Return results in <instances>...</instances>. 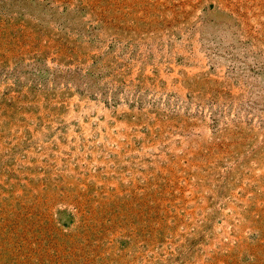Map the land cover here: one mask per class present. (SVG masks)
<instances>
[{"label":"rangeland","instance_id":"obj_1","mask_svg":"<svg viewBox=\"0 0 264 264\" xmlns=\"http://www.w3.org/2000/svg\"><path fill=\"white\" fill-rule=\"evenodd\" d=\"M0 264H264V0H0Z\"/></svg>","mask_w":264,"mask_h":264}]
</instances>
